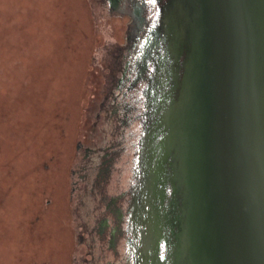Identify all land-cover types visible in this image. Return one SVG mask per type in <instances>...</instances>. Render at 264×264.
<instances>
[{"label": "water", "instance_id": "95a60500", "mask_svg": "<svg viewBox=\"0 0 264 264\" xmlns=\"http://www.w3.org/2000/svg\"><path fill=\"white\" fill-rule=\"evenodd\" d=\"M92 2L76 264H264V0Z\"/></svg>", "mask_w": 264, "mask_h": 264}, {"label": "rangeland", "instance_id": "374dc122", "mask_svg": "<svg viewBox=\"0 0 264 264\" xmlns=\"http://www.w3.org/2000/svg\"><path fill=\"white\" fill-rule=\"evenodd\" d=\"M92 0H0V264H76L70 202L101 50Z\"/></svg>", "mask_w": 264, "mask_h": 264}]
</instances>
